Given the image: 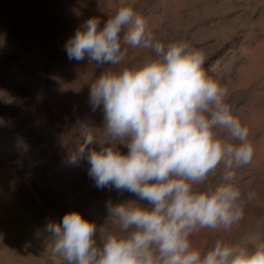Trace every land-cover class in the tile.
Returning a JSON list of instances; mask_svg holds the SVG:
<instances>
[{
  "label": "clouds",
  "instance_id": "9594fccd",
  "mask_svg": "<svg viewBox=\"0 0 264 264\" xmlns=\"http://www.w3.org/2000/svg\"><path fill=\"white\" fill-rule=\"evenodd\" d=\"M100 24L89 17L68 39L69 60L120 65L125 46L154 55L89 82L103 125L77 121L73 136L82 140L74 150L64 143L68 162L86 157L97 188L127 191L147 206L109 200L101 225L77 210L66 212L43 229L51 255L60 264H264V239L250 247L216 241L204 248L191 240L202 229L231 232L256 199L254 190L242 193L232 183L252 164L255 148L249 128L233 115L230 88L207 72L200 51L158 39L132 5L119 6ZM92 144L99 149L86 151ZM218 171L221 182L213 184Z\"/></svg>",
  "mask_w": 264,
  "mask_h": 264
},
{
  "label": "rangeland",
  "instance_id": "374dc122",
  "mask_svg": "<svg viewBox=\"0 0 264 264\" xmlns=\"http://www.w3.org/2000/svg\"><path fill=\"white\" fill-rule=\"evenodd\" d=\"M21 1L0 0V264L9 261L12 244L18 248L27 241L36 245L32 259L35 264H60L59 258L51 255V244L44 239L43 229L48 222H59L66 212L77 210L87 220L101 225L108 215L107 201L115 204L136 200L144 206L147 202L139 201L127 191L97 188L88 174L78 179L81 172L88 171L89 164L86 157H80L75 164L69 163V149L64 143L72 144L74 150L75 140H82L79 133L73 136L77 121L93 129L102 127L103 118L91 111L89 82L98 73L107 72L108 67H96L86 59L84 77L59 72L54 81L48 71L43 78L32 51L25 52L30 43L24 42L26 34L20 28L23 21L20 12L24 9ZM51 1L58 3L54 22L63 23L56 29L54 41L44 39L42 46L48 49L51 58L67 55L64 33L68 24L74 27L70 33L76 31L78 15L84 14L85 21L98 17L102 28L108 16L121 5L134 6L146 19L149 30L163 42L184 41L200 51L205 57V69L216 78L210 63L221 53L223 37L235 31L241 35L240 31L251 30L253 26L254 31H259L258 12L249 18L248 8L253 7L255 0H176L174 4L170 0H135L134 4L133 0ZM125 47L126 60L110 66L117 71L154 55L150 50ZM15 56L26 57L27 63L10 64ZM237 75L238 70L228 78L217 79L230 88L233 115L249 128L255 155L250 166L237 171L232 183L242 193L254 190L257 195L246 207L244 220L231 232L202 229L194 234L191 240L197 248L210 247L216 241L250 247L257 238L264 239V93L249 101L236 87ZM21 81L27 87L26 94L16 92ZM78 87L79 91L73 89ZM9 99L11 102H6ZM99 147L94 144L86 151ZM116 147L122 154L128 151L123 144ZM210 181L221 182L219 171ZM3 209L15 212L2 216Z\"/></svg>",
  "mask_w": 264,
  "mask_h": 264
},
{
  "label": "bare ground",
  "instance_id": "6f19581e",
  "mask_svg": "<svg viewBox=\"0 0 264 264\" xmlns=\"http://www.w3.org/2000/svg\"><path fill=\"white\" fill-rule=\"evenodd\" d=\"M175 1L176 0H170L172 4H174ZM21 2L24 4V9L20 12V18L23 20L20 28L21 31L26 34L24 42L30 43L27 45L25 52L26 54H30V51H32L33 56L36 57L35 65L39 70V74L44 78L45 73L49 71L54 81L59 72L63 75L76 73V75L81 76L82 74H86L85 63L87 58L77 62L75 60H69L68 56L63 53L61 56L51 58L47 53L48 49L42 46L46 38L52 41L55 40L56 29L63 24H56L54 22L55 10L58 3H53L51 0H22ZM254 2L255 4L253 7L251 9L248 8L249 18L252 19L253 15L258 12L259 19H257L256 24L259 31H254L255 28L253 26L254 29L251 28V30L245 29L240 31L241 35H236L237 31H235L229 37L224 36L221 53L219 52V55L216 54L215 58L212 59L210 63L211 69L214 71L217 78H228L238 70L236 87L242 91V95L247 97L249 101L256 100L261 92L264 93V0H255ZM218 8H220V6ZM76 20L77 26H82L85 22L84 14L78 15ZM79 27L75 28V30ZM67 28L68 30L64 33L66 34V42L75 33H70V28H74L71 24H68ZM59 31L63 32L61 30ZM13 44L19 45L16 42H13ZM10 60V64H16L17 66L27 63L26 57L18 58L15 56ZM110 66L111 65H106V67H108L107 72H118L117 69H113ZM99 75L98 73L96 78ZM251 87L253 88L250 90ZM15 89L16 92L22 93V91L25 92L27 90V87L21 81ZM262 105H264V100ZM90 106L92 108L91 102ZM91 111L95 116L103 118L101 108L95 110L92 108ZM92 145H88V148ZM81 174V176L79 174L78 179L83 178V175H87L88 171H83ZM14 212L15 210L7 212V210L3 209L1 215H12ZM15 234L16 231L14 229V236ZM35 255L36 245L34 243L27 241L21 243L18 248L14 243L11 247L9 261H7L6 264H35V261H32ZM49 263L50 262H47L46 264ZM51 263L53 264V262Z\"/></svg>",
  "mask_w": 264,
  "mask_h": 264
}]
</instances>
